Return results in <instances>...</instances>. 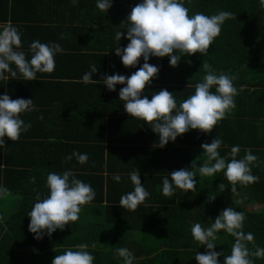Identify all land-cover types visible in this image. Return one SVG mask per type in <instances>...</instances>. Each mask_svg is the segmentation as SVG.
Returning a JSON list of instances; mask_svg holds the SVG:
<instances>
[{
    "label": "trees",
    "instance_id": "16d2710c",
    "mask_svg": "<svg viewBox=\"0 0 264 264\" xmlns=\"http://www.w3.org/2000/svg\"><path fill=\"white\" fill-rule=\"evenodd\" d=\"M142 2L112 0L107 13L96 7L97 0H0V23L11 22L18 28L27 59H31L29 46L35 40L59 43L64 49L56 54L52 73H43L35 81H26L19 74L17 79L9 76L0 81V96L19 94L33 100L38 109L21 114V119L31 124L30 129L22 132L17 142L5 137L6 147L0 148V188L8 189L5 196L11 197L0 210V264H52L56 255L75 250L81 243L87 244V251L95 257L93 264H123L117 254L121 247L135 256L133 264H197L196 253L207 249L193 240L192 225L200 223L206 228L229 207L245 214L243 231L251 232L255 245L264 248V207L259 213L246 208L250 200L264 205V137L259 140L253 135L245 142L236 135L245 126L264 130V8L260 0H191L190 4L184 0L190 16L228 11L235 18L221 26L207 56H181L175 68L170 66L169 57H151L148 63L159 72L142 97L151 100L167 89L179 105L195 93V85L207 74L203 62L211 64L217 75H237L233 84L244 90L234 98L235 108L211 133L189 131L160 148L159 136L151 127L125 111L119 92L126 85L118 84L111 92L101 79L115 74L130 77L143 66L141 57L135 67H125L114 50L118 46L116 32L124 33L119 46L128 45L127 25L123 24L132 8ZM92 64L98 69L93 73L98 83L85 84L82 77L91 71ZM12 68L15 70V65ZM45 105L48 107L43 108ZM215 138L223 141L218 150L222 157H228L233 146L241 150L237 159L243 158L245 149H251L260 164L252 167L259 182L238 186L236 202L231 201L234 194L223 172L195 178L196 193L176 189L174 195L165 197L163 177L171 179L174 170H193L194 161L197 168L202 166L206 157L201 145ZM73 152L87 154L88 161L73 167L74 157L66 159ZM137 169L150 196L137 210H126L119 205L120 197L134 190L129 173ZM68 170L92 186L94 204L105 206H83L75 224L36 240L29 231L28 213L38 195L44 199L49 194L47 175ZM115 174L121 176L119 183L113 179ZM220 184L225 185L223 192ZM141 231L146 236L135 239L134 234ZM217 235L215 250L230 255L235 238L224 232ZM248 246L252 249L251 243ZM219 261L223 264L224 255ZM255 264H264V259H255Z\"/></svg>",
    "mask_w": 264,
    "mask_h": 264
},
{
    "label": "clouds",
    "instance_id": "9594fccd",
    "mask_svg": "<svg viewBox=\"0 0 264 264\" xmlns=\"http://www.w3.org/2000/svg\"><path fill=\"white\" fill-rule=\"evenodd\" d=\"M76 0H73L75 3ZM191 3V0H188ZM264 8V0H260ZM96 7L101 12H107L112 7V0H97ZM235 18L228 11L207 16L203 13L189 15V8L184 0H143L132 8L130 15L123 25H127L126 39L129 41L124 48L119 42L124 36L122 31L116 32L114 39L118 46L114 49L116 56L120 57L125 67H135L143 57L144 64L130 77L120 74L102 76L103 84L111 92L116 86L126 85L119 92L120 101L124 103L125 111L133 118L143 120L159 136V147H165L170 141L175 142L178 136L189 131L198 130L202 133H211L216 125L226 118L227 114L235 108V97L239 90L233 81L237 75H228L221 72L215 74L212 65L203 62L202 68L207 73L203 81L195 85V93L177 105V101L167 89L154 94L151 100L143 96L144 90L153 78L157 77L159 68L148 63L151 57L170 58V66L179 65L181 56H194L197 53L207 56L210 46L221 33V26L226 20ZM22 49L21 34L11 22L2 26L0 30V81H7L9 76L13 79L22 77L26 81L37 80V73H52L55 68V56L63 53L64 49L59 43H41L33 41L29 46L31 59L26 58ZM190 63V61H189ZM12 65H15L13 70ZM98 69L91 65V71L83 75L85 84L98 83L93 79V73ZM6 73L8 75H6ZM191 85L188 84V87ZM215 87V92L212 91ZM38 109L31 99H15L9 95L0 96V148H5L7 137L13 142L20 139L22 132H27L31 124L21 119V114L36 112ZM43 119V117H39ZM223 141L219 138L210 144L201 145L203 156L206 157L202 166L197 168L196 161L191 169L174 170L170 173L171 179L163 177V195L171 197L176 189L196 193V175L212 177L223 172L231 185L233 194H238L237 187H247L258 183L259 177L252 174V167H259L258 157L252 154L251 149H245V155L237 159L240 153L239 146H233L228 157L219 153ZM107 152V151H106ZM108 153V152H107ZM73 157L83 165L88 161L87 154L73 152L66 157ZM264 163V162H261ZM134 190L120 197L119 205L126 210L135 211L145 202L150 193L141 183L139 170L129 173ZM113 179L120 182L121 176L115 174ZM33 182L34 178H33ZM46 188L49 194L41 199L38 195L36 203L28 213L30 217L29 231L36 240H41L45 234L49 237L57 231H63L67 225L75 224L79 220L82 206L91 203L96 193L90 184L76 178L74 171H64L62 174L50 172L47 175ZM220 192L225 185H219ZM8 189L0 188V195H7ZM213 198L212 200H214ZM242 203V201H240ZM195 210V209H194ZM193 210V211H194ZM262 210L249 212L259 213ZM246 216L234 207L225 208L214 222L208 227L195 223L191 227V235L195 242L206 247L205 253L197 252V264H220L219 257L224 255L223 264H255V259H264V248L255 245V237L251 232L243 231ZM224 232L235 238L231 246L230 255L217 252L215 249L218 233ZM252 244V249L249 248ZM88 245L81 243L75 250L66 249L63 254L56 255L52 264H93L95 257L88 251ZM117 254L123 258V264H133L135 256L124 247L117 249Z\"/></svg>",
    "mask_w": 264,
    "mask_h": 264
},
{
    "label": "crops",
    "instance_id": "0c3cea01",
    "mask_svg": "<svg viewBox=\"0 0 264 264\" xmlns=\"http://www.w3.org/2000/svg\"><path fill=\"white\" fill-rule=\"evenodd\" d=\"M18 17V16H17ZM12 19L14 20L15 18L12 16ZM7 23H9V22H1L0 23V30H2V26H4V25H6ZM19 26H20V24H19ZM41 77H43L42 75H41V73H37V78H41ZM41 91H43V89H41ZM47 90H45V91H43V92H46ZM43 92H41V97H40V99L41 100H43L44 98H43V96H44V93ZM48 96V95H47ZM49 97V96H48ZM20 98V95L19 94H16V93H13V100H15V99H19ZM47 101H49V100H47ZM46 107H48V105H45V106H43V108H46ZM249 119H250V117H249ZM242 123H239V126L241 125ZM237 136H238V139L239 140H242V141H245L246 142V140L248 141V140H252L253 139V135H257L258 136V138H259V140H261L263 137H264V130L263 129H261V127L259 128V129H255V128H252V127H249V126H245V127H243L242 129H240V131H239V134H236ZM235 135V136H236ZM232 136H234V134H231L230 135V137H232ZM237 139V140H238ZM64 157L66 156V155H63ZM91 157V156H90ZM79 165H81L77 160H76V158L74 157V161H73V167H77V166H79ZM200 177V176H199ZM199 177H196L197 179L199 178ZM1 188H3V185L1 186ZM111 190H112V187H111ZM123 193H124V190H123ZM8 198H10L11 199V197H6L5 195L3 196V195H0V210H1V208H6V200H8ZM114 198H116V197H114ZM252 201H254V200H250V202L249 203H251ZM92 204H86V205H84V206H89L90 205V207L92 206V207H96V206H98V205H100V206H105V204L104 203H102V204H94V202L92 201L91 202ZM262 204H258V203H255V201H254V204L252 205V206H256V207H260ZM83 209H84V207L82 206V211H81V213L79 214V216L83 213ZM2 211V210H1ZM262 214L264 215V210H262ZM211 220H215V218H212ZM147 234V233H146ZM146 234L143 232V231H141V233H140V235L139 236H146Z\"/></svg>",
    "mask_w": 264,
    "mask_h": 264
},
{
    "label": "rangeland",
    "instance_id": "374dc122",
    "mask_svg": "<svg viewBox=\"0 0 264 264\" xmlns=\"http://www.w3.org/2000/svg\"><path fill=\"white\" fill-rule=\"evenodd\" d=\"M196 177H199V173L197 172V175H196ZM234 197H232L231 198V201L232 202H236L237 200H238V198L237 197H239L240 196V193L238 192V194H234L233 195ZM236 204V203H235ZM243 204V206H245L246 204H244V203H242ZM254 204V202L252 201L251 203H247V205H246V208L247 209H249V210H252V211H258V210H260V208H262V207H264V205L262 204L260 207H256V206H252ZM263 209V208H262ZM138 235H140V233L139 232H136L135 234H134V236H135V239H140V237H138Z\"/></svg>",
    "mask_w": 264,
    "mask_h": 264
}]
</instances>
